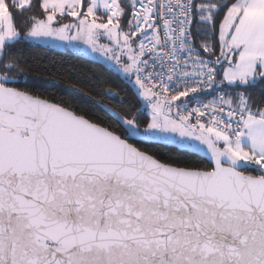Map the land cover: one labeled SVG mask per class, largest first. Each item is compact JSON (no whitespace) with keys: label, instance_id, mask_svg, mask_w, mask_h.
Instances as JSON below:
<instances>
[{"label":"snow or ice","instance_id":"6c2138e0","mask_svg":"<svg viewBox=\"0 0 264 264\" xmlns=\"http://www.w3.org/2000/svg\"><path fill=\"white\" fill-rule=\"evenodd\" d=\"M36 46L103 61L102 114ZM0 264H264V0H0Z\"/></svg>","mask_w":264,"mask_h":264},{"label":"trees","instance_id":"16d2710c","mask_svg":"<svg viewBox=\"0 0 264 264\" xmlns=\"http://www.w3.org/2000/svg\"><path fill=\"white\" fill-rule=\"evenodd\" d=\"M24 55L40 69L30 74L38 91L63 98L94 113L102 114L95 103L101 97H95L94 101L89 89L100 91L103 85V90L107 91L106 80L119 84L115 75L105 71L107 66L103 62L71 50L36 46L25 50ZM44 65L48 66L47 71Z\"/></svg>","mask_w":264,"mask_h":264},{"label":"rangeland","instance_id":"374dc122","mask_svg":"<svg viewBox=\"0 0 264 264\" xmlns=\"http://www.w3.org/2000/svg\"><path fill=\"white\" fill-rule=\"evenodd\" d=\"M59 49H64V50H71V51H73V52H75V53H78V54H80L77 50H75V49H65V48H59ZM88 57H91V58H93V59H96L97 60V58L94 56V55H90V56H88ZM99 61H101V62H103L102 60H99Z\"/></svg>","mask_w":264,"mask_h":264}]
</instances>
